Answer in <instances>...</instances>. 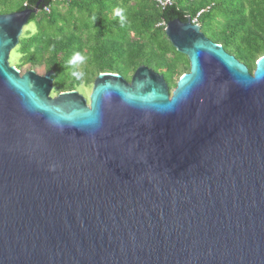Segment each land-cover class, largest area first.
<instances>
[{
	"label": "water",
	"instance_id": "1",
	"mask_svg": "<svg viewBox=\"0 0 264 264\" xmlns=\"http://www.w3.org/2000/svg\"><path fill=\"white\" fill-rule=\"evenodd\" d=\"M41 1L0 14V264H264V55L174 18L171 92L140 65L87 104L10 62Z\"/></svg>",
	"mask_w": 264,
	"mask_h": 264
},
{
	"label": "trees",
	"instance_id": "2",
	"mask_svg": "<svg viewBox=\"0 0 264 264\" xmlns=\"http://www.w3.org/2000/svg\"><path fill=\"white\" fill-rule=\"evenodd\" d=\"M36 1L0 0V14ZM188 17L250 72L264 55V0H171L164 8L152 0H42L29 20L34 30L19 39L15 66L52 70L55 93L91 83L101 72L129 78L140 65L163 75L170 88L189 65L164 28Z\"/></svg>",
	"mask_w": 264,
	"mask_h": 264
},
{
	"label": "rangeland",
	"instance_id": "3",
	"mask_svg": "<svg viewBox=\"0 0 264 264\" xmlns=\"http://www.w3.org/2000/svg\"><path fill=\"white\" fill-rule=\"evenodd\" d=\"M11 12V11H10ZM27 29H30L31 31H33L34 30V23L33 22H29L27 25H26V27L24 28V31H23V33L25 32V30H27ZM22 33V34H23ZM19 54L18 53H16L15 52V49H14V51H12L11 52V54H10V62H11V64H13V65H15V63H17L18 61H19ZM186 56L184 57V56H182L181 57V59L182 60H184V61H186ZM29 68L27 67V65H24V66H22L21 68H19V70L21 71V72H23V71H25V70H28ZM34 70L38 73V74H44L45 72H44V70L41 68V67H36V68H34ZM92 83L93 82H91V83H88V84H81L76 90L80 93V94H82L84 97H86L89 93H90V91H91V87H92ZM174 88V86L173 87H170V89L172 90ZM52 94H55V92L52 90Z\"/></svg>",
	"mask_w": 264,
	"mask_h": 264
},
{
	"label": "built area",
	"instance_id": "4",
	"mask_svg": "<svg viewBox=\"0 0 264 264\" xmlns=\"http://www.w3.org/2000/svg\"><path fill=\"white\" fill-rule=\"evenodd\" d=\"M153 2H155L159 7H161V8H164L165 7V5H164V3H167V4H171V0H152ZM199 14V13H198ZM197 14V15H198ZM196 15V16H197ZM192 23H196V17L195 18H193L192 20Z\"/></svg>",
	"mask_w": 264,
	"mask_h": 264
},
{
	"label": "flooded vegetation",
	"instance_id": "5",
	"mask_svg": "<svg viewBox=\"0 0 264 264\" xmlns=\"http://www.w3.org/2000/svg\"><path fill=\"white\" fill-rule=\"evenodd\" d=\"M207 38H208V37H207ZM188 65H189V61H188ZM188 70H189V69H188ZM188 70H187V71H188ZM187 71H186V72H187ZM131 75H132V74H131ZM131 75L129 76V78H127V77H125V76H123V75H122V76H123V78H124L126 81H129L130 78H131ZM164 80H165V79H164ZM165 82H166V81H165ZM167 85H168V84H167ZM168 88H169V86H168ZM75 90H76V89H75ZM169 91L171 92L172 90L169 88ZM56 93H57V92H56ZM56 93H55V94H56ZM81 95H82V94H81ZM88 96H89V94H88L86 97H84L85 100H86L85 102H86L87 104H88Z\"/></svg>",
	"mask_w": 264,
	"mask_h": 264
}]
</instances>
